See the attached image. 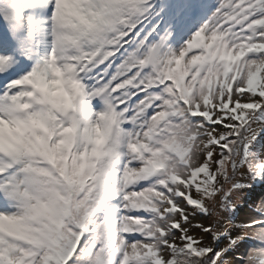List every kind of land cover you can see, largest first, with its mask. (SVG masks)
<instances>
[{
	"label": "snow or ice",
	"instance_id": "obj_1",
	"mask_svg": "<svg viewBox=\"0 0 264 264\" xmlns=\"http://www.w3.org/2000/svg\"><path fill=\"white\" fill-rule=\"evenodd\" d=\"M256 187L264 0H0V264H264Z\"/></svg>",
	"mask_w": 264,
	"mask_h": 264
},
{
	"label": "rangeland",
	"instance_id": "obj_2",
	"mask_svg": "<svg viewBox=\"0 0 264 264\" xmlns=\"http://www.w3.org/2000/svg\"><path fill=\"white\" fill-rule=\"evenodd\" d=\"M256 189V188H255ZM250 197L252 198V199H256V198H259V194L255 191V190H253L251 193H250ZM246 199V201H248L249 200V197H246L245 198ZM245 207H247V203H245ZM224 242L223 241H221V244H223Z\"/></svg>",
	"mask_w": 264,
	"mask_h": 264
}]
</instances>
